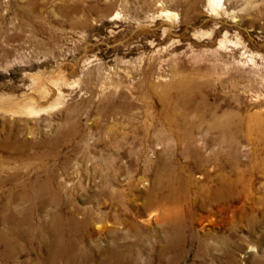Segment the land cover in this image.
<instances>
[{"label":"rangeland","instance_id":"rangeland-1","mask_svg":"<svg viewBox=\"0 0 264 264\" xmlns=\"http://www.w3.org/2000/svg\"><path fill=\"white\" fill-rule=\"evenodd\" d=\"M220 5L215 14L206 0H0V222L39 199L65 215L122 191L124 209L100 211L129 264L264 258V0ZM181 81L190 88L173 87ZM186 135L193 148L178 141ZM239 172L246 192L211 205L205 187ZM168 177L185 198L167 199ZM176 210L184 243L170 251ZM44 212L34 223H49ZM208 232L221 241L203 250L194 238ZM44 237L0 264H48Z\"/></svg>","mask_w":264,"mask_h":264},{"label":"bare ground","instance_id":"bare-ground-1","mask_svg":"<svg viewBox=\"0 0 264 264\" xmlns=\"http://www.w3.org/2000/svg\"><path fill=\"white\" fill-rule=\"evenodd\" d=\"M221 1L222 0H206V5L212 13L217 14V12L221 9V5H220ZM173 87L177 90H182V91L187 90V88H190L188 86V83L186 82L182 83V81L174 84ZM17 106H18L17 107L18 111L20 113H25V114L34 113L33 108L29 107L28 103H24L21 105L18 104ZM215 125L220 126L219 124H215ZM189 136L190 135H186V137H184L183 139H179L178 141L180 143H184L186 145L191 146L194 139ZM186 138L187 140H184ZM224 174L223 175L221 174L220 176H218L217 182L214 185V187H205L204 191L207 192L209 203L211 205L219 204L224 201L235 200L238 196L242 194L241 190L239 191L237 189L239 186H242L243 192H246L245 190H247L246 189L247 181H245V178L243 175L244 173L242 172L241 173L239 172V174L237 173L234 179H231L229 178V176H226ZM170 176L172 175L170 174ZM172 180L174 181L175 179L168 177L166 181H164L168 183L167 190L169 194L167 196V199H170V197L172 196L174 198H178L179 200L183 199V197L185 198L186 188L183 187L182 193L181 191L178 192L174 190V188L172 187L173 185ZM162 183L163 181L161 182L159 177L155 179V182L153 184V189L146 195L145 203L144 204L142 203L145 209H150L157 202V196H156L157 192L156 191H158L162 187ZM183 185L187 186L186 184H183ZM122 194H124L122 191L121 192L114 191L112 193L104 192L103 195H104L105 200L103 199L101 203L99 202L96 204H89L88 206H85V207H75V206L71 207L70 205L68 210L65 212L66 213L65 215H62L58 211L54 213H50V214L45 211L46 214L44 216L45 218L46 217L50 218L49 223H46L45 220H43L42 218H39L43 220L42 223L38 218L37 219L39 221L34 223V219L32 216L33 211L35 210V211L44 212V210L47 207V204L40 199L35 204V206H31L27 210L25 209V211H23L21 217L19 218L17 217L15 218L13 216L7 215L4 221L0 222V225L4 226V228L2 229L0 228V248L3 249V251H0V255L4 258V261L8 263L9 261L14 260V258L19 254L20 251L18 249V246L20 247L19 243H21V241L25 240L26 242L31 243L33 240L37 241L41 237L45 236L47 237V240H48L46 242L47 246H45L46 252L48 254V257H47L48 264H60V262H63L64 264H129V261H128L129 255L125 252L123 253V248L125 247L122 246L121 248L119 242H117L118 238L117 239L109 238V235L112 233V231L110 230L111 226H107L109 223H107V225L105 224L108 216L106 213H102L100 211V209L106 208L107 202H112L117 208L124 209V205H125L124 200H123L124 196ZM53 195H54L53 196L54 199L52 202H55L56 204H58L57 206L59 207L60 206L59 205L60 204L59 195L57 193ZM174 214H175L174 215L175 218L173 217L174 219L173 218L170 219L171 217L169 218L170 226L168 229L170 230H169V233H167L166 235L167 250H170V251L177 250L178 248H181V246H183L184 235H185V232H184L185 226L183 224V220L181 219V215L179 211L176 210ZM169 216H172V215H169ZM167 217L168 216H166V218ZM113 220L115 224H124L125 229L126 227H128L127 229H130L134 235L137 234L138 226L135 223L123 222V220L121 221L120 218L118 217L113 218ZM210 223L212 226H216L215 221L210 220ZM89 232H90V235H88L89 240L85 241L84 240V237L86 236L85 233L88 234ZM205 232L207 231L205 230ZM204 236L205 237H203V240L201 239L199 240L198 236L194 238L195 241L197 242L199 241L198 242L199 247L203 250L206 248L205 245L209 246L210 243L217 244V243H220L221 241L219 240L220 239L219 237H216L209 232L205 233ZM40 243L42 242L40 241ZM42 245L44 246V244ZM107 245H110V246H107ZM225 247L223 248L225 249ZM87 248H89V250L90 249L94 251L97 250V253L99 254L100 257L97 258L95 256V253L92 252L91 250L90 251L87 250ZM214 251L216 252V250ZM254 264H264V258L256 260Z\"/></svg>","mask_w":264,"mask_h":264}]
</instances>
